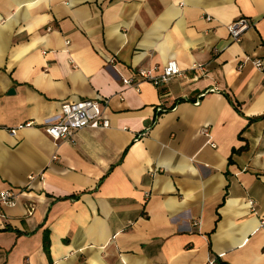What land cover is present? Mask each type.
Returning a JSON list of instances; mask_svg holds the SVG:
<instances>
[{
	"label": "crops",
	"instance_id": "crops-1",
	"mask_svg": "<svg viewBox=\"0 0 264 264\" xmlns=\"http://www.w3.org/2000/svg\"><path fill=\"white\" fill-rule=\"evenodd\" d=\"M82 99L109 127L54 141ZM7 189L0 264H264V0H0Z\"/></svg>",
	"mask_w": 264,
	"mask_h": 264
},
{
	"label": "built area",
	"instance_id": "built-area-1",
	"mask_svg": "<svg viewBox=\"0 0 264 264\" xmlns=\"http://www.w3.org/2000/svg\"><path fill=\"white\" fill-rule=\"evenodd\" d=\"M250 26L248 19L241 17L228 26L231 40L239 41L244 31ZM251 63L261 69L262 61L259 59L251 60ZM199 66V65H198ZM179 73V68L174 60L168 61L159 75H153L150 69H139L136 78H125L122 82L125 85L137 88L141 82H150L154 85L167 83L173 76ZM32 125L31 122L25 124ZM43 131L54 141H72L74 134L83 128L105 129L109 127V121L103 117L98 102L92 99H82L77 101H64L58 113L47 118L42 123ZM11 133L15 129L10 130ZM206 130H204L205 132ZM26 195L25 190L7 189L0 192V204L14 206L19 197ZM30 207L27 214L32 213ZM206 264H226L221 260V256L208 258Z\"/></svg>",
	"mask_w": 264,
	"mask_h": 264
},
{
	"label": "trees",
	"instance_id": "trees-1",
	"mask_svg": "<svg viewBox=\"0 0 264 264\" xmlns=\"http://www.w3.org/2000/svg\"><path fill=\"white\" fill-rule=\"evenodd\" d=\"M233 106L236 108L237 104L235 102H232ZM44 250L46 251L47 254H49V243L47 239H44Z\"/></svg>",
	"mask_w": 264,
	"mask_h": 264
}]
</instances>
